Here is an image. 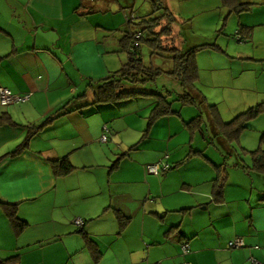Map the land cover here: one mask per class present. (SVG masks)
Masks as SVG:
<instances>
[{
	"label": "crops",
	"instance_id": "crops-1",
	"mask_svg": "<svg viewBox=\"0 0 264 264\" xmlns=\"http://www.w3.org/2000/svg\"><path fill=\"white\" fill-rule=\"evenodd\" d=\"M161 2L176 18L179 48L215 47L202 50L206 74L197 85L206 84L198 100L212 108L207 120L220 132L219 146L191 144L184 155L178 152L180 146H171L177 136L173 116L136 129L124 124L149 122L156 100L56 115L74 99L87 106L90 85L103 80L84 78L81 85L72 77L73 69L82 70L80 62L92 61L88 69L100 76L114 73L106 41V32L114 30L98 16L129 13L123 0H0V90L30 95L18 105L0 100V202L16 205L29 224L11 234L0 209V225L12 235L7 241L14 240L10 253L19 256L13 264H264V168H257L253 155L264 150V131L256 129L264 111L246 129L240 121L229 125L251 108L264 110V0ZM199 5L218 11L216 22L235 20L236 45L225 35L215 43L189 44L178 26L196 18ZM83 95L87 99L77 101ZM129 104L131 112H119ZM147 108L150 116H141L139 109ZM65 158L75 170L56 175L53 164ZM162 163L171 169L149 172ZM78 219L82 227L73 225ZM237 240L244 246L230 247Z\"/></svg>",
	"mask_w": 264,
	"mask_h": 264
},
{
	"label": "rangeland",
	"instance_id": "rangeland-1",
	"mask_svg": "<svg viewBox=\"0 0 264 264\" xmlns=\"http://www.w3.org/2000/svg\"><path fill=\"white\" fill-rule=\"evenodd\" d=\"M122 1V0H121ZM159 1L161 2V0H157V3L155 2V4H153L150 0H127L126 2H124V7H126L127 11L129 13H125V12H121L119 14H114L113 12L110 14V16H108L107 18L105 16H98L99 20L101 21L103 19L104 24L108 25V26H112V30L111 32H106V41L109 42L108 45V49H109V54H108V59H110L111 61H113V63L115 64V68L114 70H112L111 72H117L119 70H121L123 68L124 65L129 63V56L127 54V52H125L122 49V45L118 44V37L122 36L121 31H126L127 27H128V19L129 18H133L135 23H140L142 20L146 19H152L157 17L161 12L162 9L159 11H156L155 8L157 7V4L159 5ZM109 6L111 4H108ZM112 8V7H111ZM160 8V7H159ZM199 11L197 12V17L192 19L189 22H186L185 26H178V31L182 32L183 31V35L184 38H188L189 39V44L191 45H200L203 44L204 42H210V43H215L217 38H220L221 36L225 35L226 37L231 39V44L236 45L237 41H235L234 39L236 37L235 36V32H233L235 26H236V22L234 19H230V20H226V17H224L222 20L220 19L219 21L221 22H216L218 17H217V13L216 12H208V11H204L205 9L202 8L199 5ZM115 15H118V17H116ZM123 15L124 19H123ZM122 18V20H120L119 18ZM127 22V24H126ZM163 22V25H165L166 20L161 21ZM123 24V25H122ZM133 27L136 28L135 24L132 25ZM162 25L157 28V31L161 30ZM177 27L174 28V33H176ZM222 37L223 39H221L222 42H226V37ZM206 39V40H205ZM104 48V46H103ZM105 49V48H104ZM205 51V50H204ZM201 51L200 53L198 52V56H197V63H198V68H199V74L201 76H205L206 71H205V57H206V52ZM152 50H151V46H149L148 44L146 45H142V56H143V62L147 67L153 66L156 68H160L164 71L169 72L171 70V62L168 61L167 59H164L162 57H160V55L158 56H152ZM163 54V53H161ZM200 59V62H198V60ZM88 60V59H87ZM89 61V60H88ZM93 62L90 61L88 64V66L85 63H79V65L81 66L82 70H75L73 69L72 71V77L76 80V81H80L79 83H81V79H88V83H90V81L93 82H98L99 80L103 79H107L108 73L107 75L104 76H100L98 75L97 71H93L92 69H88V67L92 64ZM200 63V64H199ZM100 76V77H99ZM96 80V81H94ZM176 83V88L174 86H172L173 82ZM128 83H126L127 85ZM82 85V83H81ZM206 84L204 82L199 83L198 87L199 89L202 90V93L205 95V91H207V88L205 87ZM97 87V86H96ZM85 88V86H82V89ZM80 89V90H82ZM182 87L180 86V84L178 82H176V80H174L173 78H171L170 76H168L167 74H163V76L159 77L156 82L154 83H145L144 85H140V86H134L131 84L127 85V90H136V91H144V92H152V93H159L162 95H166L167 97H169V100H175L177 95L176 94H172L174 95L173 97L170 96L169 92L170 91H176V93L180 94L182 93ZM135 99H139L140 101H142V103L144 104H149L150 102H154L156 99V96L153 95H142V96H138ZM187 100H189L187 98ZM133 101V100H130ZM171 101V102H172ZM198 103H196V105H184L182 106L181 103L176 102H172V107L173 110H178L180 111L181 117L180 115H176L173 116L172 118L175 121V125L172 127L174 134H176L177 136L175 137L174 141L175 143H172V147H176V146H180L181 149L178 148V152H181L183 155L186 151H188V148L191 147V144H193L194 148H196L197 146L201 145L203 146V148L211 145H216L219 146V140L218 138L221 137L220 136V132L218 134H216L212 128L210 127V124L208 123V112L211 111V107L207 106V104L202 106V103L199 102V100H197ZM124 103V102H122ZM138 103V102H137ZM137 103H132V105H137L136 107L138 108H144V106L142 105H138ZM111 105H115V104H111ZM96 105H92L89 108H95ZM122 109L119 110V112H123L124 114H126L127 112H131V106L129 104V106L126 107H121ZM139 112H141V116H145V117H149L150 116V111L147 109H139ZM110 113V112H107ZM107 113L103 114L106 115ZM204 118V122L200 123V118ZM196 120L192 121L193 118H196ZM123 120V119H122ZM186 121V122H184ZM192 121V122H191ZM142 122L146 125H149L148 121H139V120H127L124 121V124L128 125V126H132L133 128H135L136 125H140L142 124ZM187 122H190L188 124H186ZM209 125V127H208ZM142 126V125H141ZM143 129V127H141ZM136 129V128H135ZM256 129L260 130V131H264V124H260V125H256ZM110 130V129H109ZM197 133V134H196ZM205 135V138L203 137V135ZM257 133V132H255ZM195 134L197 135V138L194 140ZM264 134V133H263ZM111 136V135H110ZM263 136V135H261ZM108 138H109V134H108ZM177 138V140H176ZM247 139V140H246ZM246 141L251 143L250 141H248V139H252V136L250 137H246ZM255 139L257 140V138L255 137ZM257 146V145H256ZM95 151L97 152V155H99V151L96 148V146H94ZM225 155H228L226 152H224ZM141 156V155H139ZM115 160V159H114ZM114 160L110 163V166L113 164ZM0 209L2 212V216H4V219H8V222H5V225H7V229L9 232L12 231L11 234H16V231L14 229V227L10 226V219L7 216L5 209L1 206L0 204ZM3 219V220H4ZM1 220V219H0ZM75 221H73V225L76 226L74 224ZM78 227V226H76ZM3 232V233H2ZM5 231L3 230L2 226L0 225V261H6L12 258V254L10 253V251L13 249L12 247H10L12 244H14V240H11L12 243L10 245V243L7 241L8 237H11L12 235H6L7 233H4ZM31 237H34V234H31Z\"/></svg>",
	"mask_w": 264,
	"mask_h": 264
},
{
	"label": "trees",
	"instance_id": "trees-1",
	"mask_svg": "<svg viewBox=\"0 0 264 264\" xmlns=\"http://www.w3.org/2000/svg\"><path fill=\"white\" fill-rule=\"evenodd\" d=\"M153 4L157 3V0H150ZM162 1V0H161ZM230 1V0H226ZM158 8H155L156 11L162 9V12L155 18L149 20H142L140 23H135L131 17L128 22V28L125 32V36L122 41V49L127 52L129 56V63L124 65L123 68L117 72L111 73L107 79L96 83L97 87L90 85L93 91V98L87 99L86 95L78 97L77 101L82 99L88 100V105H78V102L72 100L70 103L65 105L59 112V114L68 115L73 113L81 108H85L92 105H102V104H123L127 103L132 99L137 98L142 95H153L156 96L157 105L153 109L152 115L149 117V125H153L158 119L166 116H174L179 114V111L173 110L172 102L181 103L182 106L188 103L187 98L190 99L192 105L198 103L199 88L197 83L199 82L200 74L199 68L196 61V54L204 49L215 48L213 45H206L202 47H194L190 50H183L179 48L177 44V38L173 34V25L176 23V18L173 14L168 11L162 2L159 1ZM160 7V8H159ZM163 20H166V24L163 25ZM135 24L136 28L132 25ZM161 30L157 31V28L160 26ZM140 35V38H137ZM151 46L152 56H158L167 59L171 62V70L169 72L164 71L160 68L153 66L147 67L143 62L142 56V45ZM163 53V54H161ZM167 74L182 87V93L178 94L176 91H170L169 94L171 97L176 94L177 97L175 100H169L166 95L159 93H149L144 91L136 90H127V85L131 84L134 86L144 85L145 83H153L156 80ZM126 83H128L126 85ZM172 101V102H171ZM202 103V102H200ZM198 106V105H196ZM199 107V106H198ZM261 106L251 108L243 115H241L239 120H235L229 125L235 124L240 121L241 129H246L248 121L257 118L261 113H263ZM242 119V120H241ZM107 127V126H106ZM109 128L104 130L103 136L107 139L106 141H101L103 143L108 142ZM102 136V138H103ZM264 145V136L262 138V146ZM256 156L255 161L258 164L257 168H264V150L261 148L258 152L253 153ZM263 160V162L261 161ZM260 163V164H259ZM263 163V164H261ZM167 163H162L161 167ZM168 170L171 169V165ZM53 169L56 172V175L66 176L72 173L75 170V167L71 162L65 158L60 162L53 164ZM167 170V171H168ZM263 169H261L262 171ZM264 171V170H263ZM2 207L5 209L7 216L10 219L11 225L14 227L17 234L24 232L29 224L28 222L22 220L18 216V208L16 205H11L5 202H0ZM19 256H14L9 260L2 261L0 264H13Z\"/></svg>",
	"mask_w": 264,
	"mask_h": 264
},
{
	"label": "built area",
	"instance_id": "built-area-1",
	"mask_svg": "<svg viewBox=\"0 0 264 264\" xmlns=\"http://www.w3.org/2000/svg\"><path fill=\"white\" fill-rule=\"evenodd\" d=\"M140 37L141 36L138 35L137 38H140ZM238 41L239 42L242 41L241 38H239V36H238ZM29 99H30V95L17 96V95H14L8 89H1L0 90V100H1L2 105H4V106L18 105V104L25 103V102L29 101ZM105 130H107V127H105ZM106 139L107 138L105 136H103L102 141H106ZM168 168H169V166L167 164L164 165L163 167H161V165H150L148 167V170L150 173H152L154 175H159L163 171L166 172L168 170ZM74 224L78 227H82L84 225V222H83V220L78 219L74 222ZM241 246H244V243L241 240H237L235 242L230 243V247H232V248H238ZM189 247L190 246L188 244L184 245L183 250L185 253L187 252Z\"/></svg>",
	"mask_w": 264,
	"mask_h": 264
}]
</instances>
